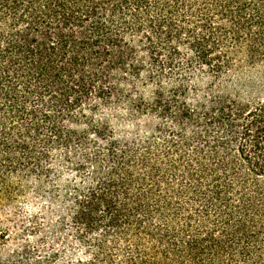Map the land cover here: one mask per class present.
Returning <instances> with one entry per match:
<instances>
[{
    "label": "trees",
    "instance_id": "trees-1",
    "mask_svg": "<svg viewBox=\"0 0 264 264\" xmlns=\"http://www.w3.org/2000/svg\"><path fill=\"white\" fill-rule=\"evenodd\" d=\"M256 69L264 0H0V264H264Z\"/></svg>",
    "mask_w": 264,
    "mask_h": 264
},
{
    "label": "rangeland",
    "instance_id": "rangeland-1",
    "mask_svg": "<svg viewBox=\"0 0 264 264\" xmlns=\"http://www.w3.org/2000/svg\"><path fill=\"white\" fill-rule=\"evenodd\" d=\"M252 72L253 73H250V74H253L255 76L262 75V73H264V71H262L261 69H256L255 71H252ZM248 75H249L248 73H245L246 78L248 77ZM260 93H261L260 90H256L255 95H260ZM126 129H128V128H126ZM37 202L41 204V202L38 200V198L35 197L34 193L30 192L29 196L23 200L22 204H24L25 207H27V209H31L37 205Z\"/></svg>",
    "mask_w": 264,
    "mask_h": 264
}]
</instances>
